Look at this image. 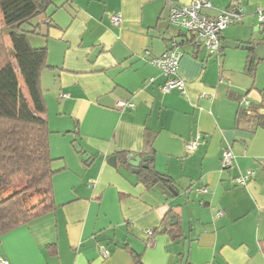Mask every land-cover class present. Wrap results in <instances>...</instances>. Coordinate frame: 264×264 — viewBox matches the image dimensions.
Instances as JSON below:
<instances>
[{"label": "crops", "instance_id": "0c3cea01", "mask_svg": "<svg viewBox=\"0 0 264 264\" xmlns=\"http://www.w3.org/2000/svg\"><path fill=\"white\" fill-rule=\"evenodd\" d=\"M193 1L53 0L33 20L31 44L47 50L40 85L53 159L52 208L0 235V258L134 264L135 254L142 264H264V129L248 117L264 102V60L255 55L254 77L245 72L249 44L264 45L257 20L264 0H242L243 17L220 34V43L241 48L220 47L218 59L166 20L172 4ZM207 1L209 17L231 3ZM114 14L121 16L118 26ZM172 38L182 53L177 77L184 93L162 92L166 77L149 63ZM120 100L133 107L117 108ZM196 137V150L186 153ZM227 148L234 159L226 169ZM130 155L152 157L176 194L141 183L127 164ZM247 174L245 185L235 182Z\"/></svg>", "mask_w": 264, "mask_h": 264}, {"label": "trees", "instance_id": "16d2710c", "mask_svg": "<svg viewBox=\"0 0 264 264\" xmlns=\"http://www.w3.org/2000/svg\"><path fill=\"white\" fill-rule=\"evenodd\" d=\"M52 5L53 0H0V194L12 187H24L0 200V235L52 208L53 159L40 85L41 72L47 68V50L31 44L32 37L37 35L33 20L45 15ZM254 51L250 43L245 72L251 77L255 76L258 63ZM259 109L248 117L264 129V114ZM240 115L247 117L246 111ZM147 144V153L151 154L152 142ZM138 179L150 189L158 183H171L150 162L148 168L139 171ZM27 191L40 192L47 198L27 209L23 198ZM133 259L134 264H142L139 255L134 254Z\"/></svg>", "mask_w": 264, "mask_h": 264}, {"label": "built area", "instance_id": "2783aa9c", "mask_svg": "<svg viewBox=\"0 0 264 264\" xmlns=\"http://www.w3.org/2000/svg\"><path fill=\"white\" fill-rule=\"evenodd\" d=\"M211 9V4L207 0H194L188 5L172 4L168 14V24L170 27L186 31L192 35V43L205 50L208 57L218 59L220 52V34L227 27L239 22L244 15L242 0H231L230 6L218 12L216 16L209 17L203 14L204 10ZM257 20L260 26H264V14L261 10H257ZM113 26H118L121 22L120 14L111 16ZM146 55L148 52L145 53ZM182 53L178 49L176 38H172L169 47L159 57H150L149 63L158 68L166 77L165 83L160 87L164 93L177 91L184 93V82L177 77V70ZM222 80H220L221 82ZM62 97H66L63 95ZM242 103L247 104L246 101ZM117 108L133 107V104L120 100L116 104ZM199 138L185 144V152L192 153L196 150ZM234 155L229 148L225 149L222 154V164L224 168H230L233 164ZM248 174L239 176L235 182L239 185H245ZM206 192L205 189L201 190ZM153 231H147L150 239V245H154ZM102 256H107L108 251L101 247ZM0 264H9L3 258H0Z\"/></svg>", "mask_w": 264, "mask_h": 264}, {"label": "water", "instance_id": "95a60500", "mask_svg": "<svg viewBox=\"0 0 264 264\" xmlns=\"http://www.w3.org/2000/svg\"><path fill=\"white\" fill-rule=\"evenodd\" d=\"M220 47L221 48H239V47L241 48L238 42H232V41H225L223 43H220ZM255 55L257 56L259 60H264V45H260L255 49ZM262 113L264 114V110L262 111ZM151 160H152V157L144 156L140 158L138 156L133 157L132 155H130L129 160L127 161V164L128 166H130L132 173L138 174L141 161L144 162V164H142V167L147 168L148 162ZM108 162L112 165H115V157L113 156L110 157ZM155 190L167 197H171L172 195L176 194V192L171 187H167L163 183L156 184ZM173 222L175 221L173 220Z\"/></svg>", "mask_w": 264, "mask_h": 264}, {"label": "rangeland", "instance_id": "374dc122", "mask_svg": "<svg viewBox=\"0 0 264 264\" xmlns=\"http://www.w3.org/2000/svg\"><path fill=\"white\" fill-rule=\"evenodd\" d=\"M166 20H168L167 16H166ZM23 188H24L23 186H20V187L18 186V187H12L8 189L3 194H0V200H3L4 198L8 197L10 194L14 192L23 190ZM23 198H24L25 208L30 209L34 207L35 205H38L41 202H43V200H45L47 196H43L40 192H28L27 191L25 192V194H23Z\"/></svg>", "mask_w": 264, "mask_h": 264}]
</instances>
